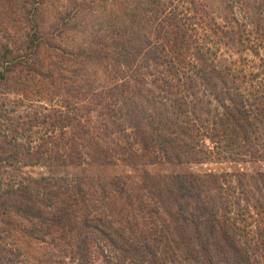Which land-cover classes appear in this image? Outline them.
<instances>
[{
	"label": "trees",
	"instance_id": "1",
	"mask_svg": "<svg viewBox=\"0 0 264 264\" xmlns=\"http://www.w3.org/2000/svg\"><path fill=\"white\" fill-rule=\"evenodd\" d=\"M48 1L32 0L31 42L36 49L46 35V30H42L43 19L39 15ZM257 1L242 2L246 7V21L241 23L243 32H251L253 27L250 26L264 22V0ZM94 2L75 0L68 12L77 14L81 8ZM147 2L138 19V25L141 23L143 28L137 36L129 34L127 19H120L124 12H119L121 15L118 13L113 19L110 33L120 39L113 47L114 53L117 58L140 51L148 52L157 59L165 57L167 64L176 67L170 69L176 74L181 72V76L174 83L168 82L170 90L174 89L176 95L165 105L166 112L160 111L157 117L148 114L150 121L146 131L145 127H139L138 134L144 132L132 138L135 144L141 142L143 146L151 147L157 154L153 163L166 157L180 164L264 161V82L250 83V89L246 79L259 74H241L231 64L221 68L215 62L222 46L241 43L242 37L237 38L234 34L236 29L229 17L225 23H219L216 16L210 15L205 3L201 8L191 6L179 10L172 0ZM191 11L194 13L191 14ZM201 12L209 14L206 17L209 20H205L204 25L198 19L203 14H198ZM63 19L62 15L60 20ZM60 20L57 28L61 27ZM192 25L194 32L191 33ZM155 37L158 40H154ZM159 41H162V46ZM167 45H171L170 51L175 48V58H169V52L163 54ZM144 47L147 49L144 50ZM192 54L193 58L188 59ZM187 62L192 65L189 68L193 71L192 75H186L188 72L183 68ZM116 88V85H109L108 91L114 97ZM204 93L211 95L212 99ZM113 100L106 105L111 115L114 113L112 105L117 103L116 99ZM141 113L147 112L142 108L130 110V124L138 127L139 123L131 120ZM120 117L114 120L118 126L122 125ZM64 120L67 127L78 126L80 133L64 136L69 150L66 147L64 151L56 149L58 145L54 143V148L46 145L40 151L41 155L37 153L38 161L32 163V147L25 149L19 144L11 153H0V162L33 165L42 162L46 156L52 164H83L86 162L83 147L90 148L94 144L95 152H87L94 162L107 156L98 150V143L92 141L101 134L93 133L86 121L75 115H68ZM103 126L107 129L109 124L105 122ZM96 129V132L100 131ZM149 129L151 133H148ZM75 136L88 142H79V147ZM125 142L117 159L133 160L135 152L130 157H124L126 150L132 151L130 146L133 145L129 140ZM26 156L30 157L23 161ZM151 179L144 176L141 184L122 175L110 179L42 176L13 182L0 180V211L2 216L8 217L0 232V264L22 261L19 258L22 252L16 250L19 247H9L4 239L5 233L12 232L13 224L15 228L20 226L19 230L25 228L26 233L38 239L59 240L54 244L56 246L69 238L72 252L82 257L90 258L91 245L106 241L132 264H147L162 253V242L170 231L158 229V220H153L154 215L157 217L160 214V208L174 220L175 230L185 247L186 238L188 243L191 239L200 246L202 253L199 261L209 264H255L252 256L262 247L259 242H250L240 220L243 221L242 216L252 209L264 211V172L176 173L169 175L163 186ZM142 188L144 192H141ZM10 213L22 217L31 226L26 228L16 222ZM136 217L142 220V225L138 224ZM55 231L58 236L54 235ZM261 242H264V237ZM188 258L194 257L189 255Z\"/></svg>",
	"mask_w": 264,
	"mask_h": 264
},
{
	"label": "rangeland",
	"instance_id": "2",
	"mask_svg": "<svg viewBox=\"0 0 264 264\" xmlns=\"http://www.w3.org/2000/svg\"><path fill=\"white\" fill-rule=\"evenodd\" d=\"M74 1L49 0L44 5L39 17L43 19L42 30H46V35L36 49L31 42L32 0H0V153H11L19 144L25 149L32 147L33 163L38 161L37 153L40 154L46 145L54 148V143L58 145L56 149L64 151L66 147L69 150L68 146H65L64 136L80 133L78 126L67 127L64 119L68 115H75L86 121L93 133L101 134L92 141L98 143V150L107 156L94 162L92 156L87 153L95 152L94 144L88 145L90 148L83 147L84 152L86 151V162L83 164H52L46 156L42 158V162L33 165L23 162L13 164L0 162V180L13 182L42 176L56 178L91 176L110 179L122 175L129 176L134 182L141 184L144 176H150L152 182L163 186L166 178L176 173L264 172V161H208L180 164L166 157L165 160L153 163L157 154L150 146H143L141 142L136 145L132 138L139 137V134L142 135L146 131L150 121L148 114L157 117L160 111L166 112L165 105L176 95L168 84L178 81L181 72L174 73L171 69L176 67L172 68L171 63L167 64L165 57L157 59L145 52L147 47H144V52L140 51L131 56L123 54L117 58L113 47L120 39L116 34L110 33V27L115 21L113 19L119 12L121 14L124 12L120 19H127L129 34L137 36L138 31L143 28L141 23L138 25V19L148 2L93 0L95 2L92 5H86L79 13L74 14L68 12ZM232 1L172 0L179 10L191 6L201 8L205 3L210 15L216 16L217 21L222 24L229 17L236 29L234 34L237 38L242 37L241 43L222 46L215 62L221 68L231 64L241 74H259L258 77L246 79L247 87L250 88V83L264 82V22L250 26L249 28L253 27L250 33L243 32L241 23L246 21V7L242 2L245 0H241V3L233 1L234 4ZM190 13L193 14L194 11ZM62 15L64 19L60 20ZM207 16L209 17V14L203 13L198 18L203 25L205 20H209L206 19ZM59 20L61 27L57 28ZM190 28L191 33L194 32V25ZM156 37L154 40H158ZM159 43L163 45L162 41ZM189 49L193 51L192 48ZM170 50L171 45H167L163 54L169 52L168 57L175 58L173 53L175 48ZM193 55L188 56V59L190 57L192 59ZM187 63L183 68L188 72L186 75H192L193 71L189 70L192 65L190 62ZM109 85L117 86L115 97L109 93ZM205 94L208 99H212L211 95ZM113 99H116L117 103L112 105L114 113L111 115L107 112L106 105L109 101H114ZM137 108L147 112L131 120L139 123L138 127L130 124L128 120V112ZM122 115L124 116L120 117ZM117 116L120 117L121 126L114 123ZM105 122L109 124L107 129L103 126ZM139 127H145V130L138 134ZM96 128L102 132H96ZM149 132L151 133L150 129ZM75 139L78 144L88 142L80 136L79 138L75 136ZM126 140L133 145L130 146L132 151L126 150L124 157H130L131 153L135 152V158L133 160L129 158L127 161L118 160L117 157L125 147ZM206 141L209 143L208 139ZM29 157H23V161ZM103 158L107 160H102ZM141 192H144L143 188ZM161 210L162 208L157 217L153 216V220H158V229L170 231L162 242V253L147 264H209L198 260L202 250L194 240L189 239L188 243L187 238L184 239L186 247L184 246L183 239L175 230L174 220ZM10 214L16 222L25 225L26 228L31 226L22 217ZM242 217L244 220H240V224L248 232L250 242H259L258 245L262 247L252 256V260L255 264H264V242H261L264 237V211L252 209ZM7 218L2 216L0 211V232ZM136 218L140 225L142 220ZM14 225L11 233L4 234V239L9 243V247H19L16 250L22 252L19 256L22 261L17 260L8 264H132L122 258L110 242L92 244L90 258L82 257L72 252L69 238L65 241L63 239L62 244L56 246L54 244L59 240L47 238L44 241L26 233L25 228L21 227L23 230H19L20 226L17 229ZM57 234L55 231L54 235ZM187 252L194 258H188ZM60 253L62 255H58Z\"/></svg>",
	"mask_w": 264,
	"mask_h": 264
}]
</instances>
